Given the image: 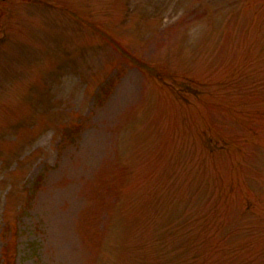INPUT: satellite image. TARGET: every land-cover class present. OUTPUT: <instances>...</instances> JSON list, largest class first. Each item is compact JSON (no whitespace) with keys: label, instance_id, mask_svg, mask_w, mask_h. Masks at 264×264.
Listing matches in <instances>:
<instances>
[{"label":"rangeland","instance_id":"obj_1","mask_svg":"<svg viewBox=\"0 0 264 264\" xmlns=\"http://www.w3.org/2000/svg\"><path fill=\"white\" fill-rule=\"evenodd\" d=\"M0 264H264V0H0Z\"/></svg>","mask_w":264,"mask_h":264}]
</instances>
